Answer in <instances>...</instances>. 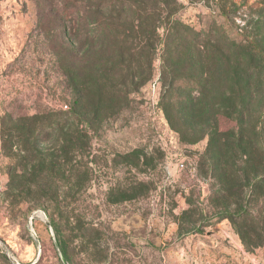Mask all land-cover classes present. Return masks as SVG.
<instances>
[{
  "label": "rangeland",
  "instance_id": "obj_1",
  "mask_svg": "<svg viewBox=\"0 0 264 264\" xmlns=\"http://www.w3.org/2000/svg\"><path fill=\"white\" fill-rule=\"evenodd\" d=\"M172 1V22L198 29L215 22L236 44L264 15V0ZM35 17L29 0H0V264H264V183L252 186L264 171L260 157L243 170L232 146L234 164L220 165L228 176L221 181L208 153L207 118L186 127L176 98L178 129L170 124L159 57L135 105L116 121L76 120L88 130L86 147L67 151L61 128L31 140L17 132L78 99ZM227 73L212 74L215 84ZM254 78L264 103V85Z\"/></svg>",
  "mask_w": 264,
  "mask_h": 264
},
{
  "label": "trees",
  "instance_id": "obj_2",
  "mask_svg": "<svg viewBox=\"0 0 264 264\" xmlns=\"http://www.w3.org/2000/svg\"><path fill=\"white\" fill-rule=\"evenodd\" d=\"M29 1L51 60L67 75L78 99L69 110L43 115L39 127L23 126L17 132L23 131L25 136L30 132L31 140L33 135L61 128L67 151L86 147L88 130L78 128L76 120L82 119L89 126L95 121H116L135 105L134 97L151 78L153 63L159 57L169 87L168 97L162 101L164 112L174 128L179 113L188 119L184 125L190 129L200 117L207 118L203 130H208V153L220 180L228 181L227 175H220V165L234 164L232 146L243 155L238 168L242 165L244 170L255 155L260 157L258 166H264V103L254 89L255 75L260 90L264 85L263 14L253 33L242 31L236 44L215 22L200 29L172 22V0ZM215 1L222 5L223 0ZM221 69L228 73L215 84L212 74ZM176 98L182 103L179 113ZM220 117L232 124L222 129ZM68 122L72 124L64 131ZM263 174L258 170L252 186L264 183ZM53 225L60 234L59 224ZM60 246L69 260L66 241Z\"/></svg>",
  "mask_w": 264,
  "mask_h": 264
}]
</instances>
